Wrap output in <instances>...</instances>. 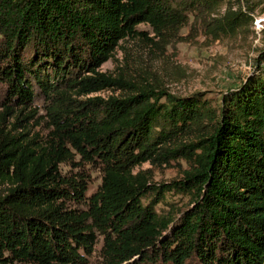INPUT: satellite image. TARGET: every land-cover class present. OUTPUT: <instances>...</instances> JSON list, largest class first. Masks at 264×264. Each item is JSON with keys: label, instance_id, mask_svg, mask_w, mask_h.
<instances>
[{"label": "trees", "instance_id": "obj_1", "mask_svg": "<svg viewBox=\"0 0 264 264\" xmlns=\"http://www.w3.org/2000/svg\"><path fill=\"white\" fill-rule=\"evenodd\" d=\"M225 1L0 0V264H88L100 237L103 264H264V49L215 103L101 71L123 42L164 49ZM241 5L205 29L220 39L264 13ZM106 91L124 98L90 97ZM77 156L101 166L89 198L62 171ZM177 160L168 184L140 170ZM172 192L187 203L157 212Z\"/></svg>", "mask_w": 264, "mask_h": 264}, {"label": "rangeland", "instance_id": "obj_2", "mask_svg": "<svg viewBox=\"0 0 264 264\" xmlns=\"http://www.w3.org/2000/svg\"><path fill=\"white\" fill-rule=\"evenodd\" d=\"M241 1L227 0L216 10V13L201 21H196L192 16L190 24L178 37L170 39V44L164 49L148 47L138 40H127L122 44L124 49H118L115 59L105 63L101 71L114 74L117 73L118 67H125L132 80L162 86L177 97L201 93L205 99L215 103L229 89L239 87L247 76L253 74L255 59L264 49V13L260 11L255 13L254 19L250 20L243 29L230 36L215 39L211 32L205 29L206 23L221 18L228 10L239 11L242 8ZM138 29L148 32L150 37L154 36L148 25L142 24ZM95 96H102L105 99L112 96L124 98L121 91H106L90 97ZM36 108L39 109V116L45 115L42 101L36 103ZM33 133H38L40 138L46 140L50 130L48 125L42 122L34 126ZM75 161L76 165L79 163L77 167L72 163L64 164L62 171L69 177L85 175L88 186L87 198H89L101 186L103 175L101 166L99 162L95 164L81 162L79 156ZM146 169L152 170L155 183L168 184L173 180H181L182 173L188 169V165L183 160H177L163 166L146 163L140 168V170ZM152 200L158 201L150 198L145 203H150ZM187 201L185 195L172 192L168 196L169 203H160L156 209L161 214L168 213L169 210L183 207ZM102 248L103 237H100L93 255L88 258V264H103Z\"/></svg>", "mask_w": 264, "mask_h": 264}]
</instances>
